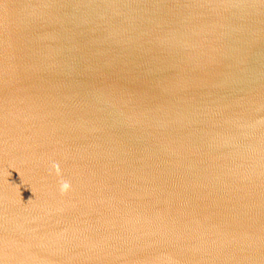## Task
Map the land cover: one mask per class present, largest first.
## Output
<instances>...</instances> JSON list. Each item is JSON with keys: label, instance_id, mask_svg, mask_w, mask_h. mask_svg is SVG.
Segmentation results:
<instances>
[{"label": "water", "instance_id": "1", "mask_svg": "<svg viewBox=\"0 0 264 264\" xmlns=\"http://www.w3.org/2000/svg\"><path fill=\"white\" fill-rule=\"evenodd\" d=\"M0 264H264V0H0Z\"/></svg>", "mask_w": 264, "mask_h": 264}]
</instances>
